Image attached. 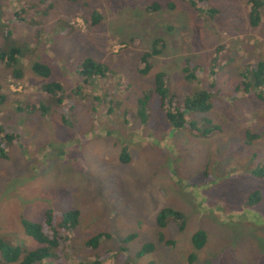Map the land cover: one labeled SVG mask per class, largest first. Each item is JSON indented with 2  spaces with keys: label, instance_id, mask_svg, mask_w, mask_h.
I'll use <instances>...</instances> for the list:
<instances>
[{
  "label": "rangeland",
  "instance_id": "374dc122",
  "mask_svg": "<svg viewBox=\"0 0 264 264\" xmlns=\"http://www.w3.org/2000/svg\"><path fill=\"white\" fill-rule=\"evenodd\" d=\"M152 2L161 8L145 10ZM248 2L195 0L192 9L188 0H0V49L12 42L22 71L14 81L0 63V132L17 134L0 145V241L33 250L22 220L75 210L65 248L40 264H264V181L249 175L264 166V102L240 85L241 73L264 59V8L251 28ZM158 40L163 49L139 74V57ZM85 59L104 67V77L82 84ZM33 62L47 68L46 78L31 75ZM157 75L179 102L212 89L210 110L186 120L218 132L169 127L153 92ZM54 83L55 95L40 91ZM26 104L48 112L26 113ZM251 191L260 198L252 208L244 205ZM163 209L182 215L181 232L170 218L158 230ZM196 230L205 234L199 251L190 242ZM96 235L105 237L87 249Z\"/></svg>",
  "mask_w": 264,
  "mask_h": 264
},
{
  "label": "trees",
  "instance_id": "16d2710c",
  "mask_svg": "<svg viewBox=\"0 0 264 264\" xmlns=\"http://www.w3.org/2000/svg\"><path fill=\"white\" fill-rule=\"evenodd\" d=\"M195 0H188V4L192 9H198L197 5L194 3ZM198 2H205V0H198ZM248 13L247 21L248 26L251 28H256L261 22V13L264 8V0H249L248 2ZM50 5L45 6V9H49ZM161 8V6L155 2L149 3L145 10L150 12H156ZM25 9H31L30 6H26L19 9L23 12ZM18 12H13L14 18L20 17ZM207 13H212V10H208ZM19 15V16H18ZM96 15H91L92 17ZM211 15V14H209ZM92 23L97 20L92 19ZM2 40H6L10 36L9 32L3 31ZM7 47L5 50L0 49V63H2L6 68L12 69V76L14 81L20 80L22 76V71L18 68L20 67V52L16 46L11 42L7 41ZM163 45L161 41H155L152 50L149 53H143L139 57V69L138 73L145 75L152 68V60L156 58ZM18 66V67H17ZM14 67V69H13ZM16 67V68H15ZM31 75L36 77L46 78L48 75V70L45 66L40 65L37 62L31 63L29 67ZM250 72L243 71L241 73L240 85L241 90L244 95H253L257 100L264 102V59L259 60L257 63L252 65L249 69ZM105 68L100 64L94 63L89 59H85L81 62L79 66L78 73L81 77L82 84L88 83L89 81L96 80L99 77H104ZM245 72V73H244ZM161 75V74H160ZM160 75L156 79L155 85L153 87V92L157 97L158 109L162 113L165 122L173 130L189 129L194 135L201 137H207L211 134L217 133L218 129L215 126L210 125L205 122V127L198 128L194 123L186 120V115L189 112L204 114L210 110L209 99L213 94V90L195 92L189 97L183 99L179 102L176 97L168 94L163 83L160 81ZM186 81L194 79L191 73H183ZM213 81L212 79H210ZM211 86V85H210ZM260 88L258 90L257 88ZM250 89H254L253 91ZM256 90V91H255ZM40 91L47 95H55L60 92V86L56 83L49 85H42ZM146 97L144 100H140L138 103V119L141 123H145L147 119V109L145 106ZM3 102V96L0 95V105ZM26 113L38 112L41 115H45L48 112L47 107L39 105L34 107L32 105H25ZM1 131V129H0ZM249 139H256L255 135L248 137ZM17 141V134L3 131L0 132V145H9L12 142ZM4 153L0 150V158H4ZM120 163L125 164L128 162V155L125 149H122L119 156ZM250 177L264 181V166H258L251 170L249 173ZM260 201L259 194L257 191H251L247 194L244 205L246 207L252 208L254 205L258 204ZM170 218L173 222H176V229L181 232L185 226L184 219L182 215L176 211H171L169 209L160 210L155 218L156 226L158 230H162L166 226V219ZM78 224V213L75 210H65L58 211L56 209H49L43 213V217L39 223H30L27 221H21V227L24 234L29 237L35 244L36 248L30 251H23L19 247H12L6 245L0 241V261L2 264H40L41 261L51 258L53 256L52 252L58 249H64L66 243L69 240V236L76 229ZM105 237L104 235H96L90 238L85 247L87 249L94 248L98 241ZM192 248L195 251H199L205 244V234L201 230H196L190 239ZM151 246H146L142 248V252H146ZM192 256L189 257L191 260ZM90 264H98L97 260L94 259Z\"/></svg>",
  "mask_w": 264,
  "mask_h": 264
}]
</instances>
